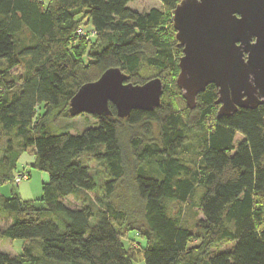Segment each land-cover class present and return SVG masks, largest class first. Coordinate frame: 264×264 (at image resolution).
I'll list each match as a JSON object with an SVG mask.
<instances>
[{
    "label": "trees",
    "instance_id": "trees-1",
    "mask_svg": "<svg viewBox=\"0 0 264 264\" xmlns=\"http://www.w3.org/2000/svg\"><path fill=\"white\" fill-rule=\"evenodd\" d=\"M133 1L0 0V186L29 180L27 153L48 175L38 200L0 195V243L26 241L0 264H134L129 232L143 264H264V107L217 119L212 85L193 110L177 106L172 20ZM159 1L171 15L182 0ZM109 69L134 86L159 79V107L120 119L109 104L72 135L71 99Z\"/></svg>",
    "mask_w": 264,
    "mask_h": 264
},
{
    "label": "water",
    "instance_id": "water-1",
    "mask_svg": "<svg viewBox=\"0 0 264 264\" xmlns=\"http://www.w3.org/2000/svg\"><path fill=\"white\" fill-rule=\"evenodd\" d=\"M172 27L182 51L175 83L189 110L210 85L217 91V119L264 107V0H182ZM162 93L159 79L134 86L119 69H109L77 91L69 113L110 117L111 104L123 119L158 108Z\"/></svg>",
    "mask_w": 264,
    "mask_h": 264
},
{
    "label": "rangeland",
    "instance_id": "rangeland-1",
    "mask_svg": "<svg viewBox=\"0 0 264 264\" xmlns=\"http://www.w3.org/2000/svg\"><path fill=\"white\" fill-rule=\"evenodd\" d=\"M127 7L130 10L138 13H146L152 9H156L161 11L165 17L169 16V19L172 20L173 14L170 15V13L165 10L163 4L159 0H135L133 2H130ZM172 79L173 78H169L166 82V92L169 96L174 97L176 105L180 107L182 105V102L184 101L178 98V95H176V92L172 86ZM95 123L96 121L93 119V117L87 115L77 116L69 121L63 122V124H70L72 126V135L81 134L86 128L94 126ZM241 139V136L237 135L236 140ZM31 159L33 160V156H31V154H24L18 164L19 171L27 170L29 172V180L18 184L16 187L10 184H3L2 186H0L1 196L9 198L11 189L14 188L15 192L22 200L35 201L40 198L41 185L48 181V175L31 168ZM87 165L92 173L102 172V167L94 162L88 161ZM65 203L71 208L78 207L77 203L74 202L72 198H68L67 200H65ZM198 218H201V216H199ZM9 222V219H2L1 227L7 225ZM24 244H26V241H2L0 243V251L10 256L20 255L22 254V248ZM123 244L126 249H129L130 246L132 247V249H134V264H143L141 250L145 247V242L136 237L134 233L129 232L127 233V240L124 241ZM230 247V245H221L218 249H215L214 252H221L229 249Z\"/></svg>",
    "mask_w": 264,
    "mask_h": 264
},
{
    "label": "built area",
    "instance_id": "built-area-1",
    "mask_svg": "<svg viewBox=\"0 0 264 264\" xmlns=\"http://www.w3.org/2000/svg\"><path fill=\"white\" fill-rule=\"evenodd\" d=\"M77 34H78L79 37L83 36V37H84L85 39H87V40L95 36L94 33H90L88 36H85V34H82L81 31H78ZM25 180H27V176H26V174H24V173L22 174V173H21V174H19V175L17 176L15 182H16L17 184H19L21 181H25Z\"/></svg>",
    "mask_w": 264,
    "mask_h": 264
},
{
    "label": "crops",
    "instance_id": "crops-1",
    "mask_svg": "<svg viewBox=\"0 0 264 264\" xmlns=\"http://www.w3.org/2000/svg\"><path fill=\"white\" fill-rule=\"evenodd\" d=\"M23 156H24V155H23ZM23 156H22V157H23ZM31 156H33V155L31 154ZM22 157H21V159H22ZM21 159H20V160H21ZM33 160H34V158H33ZM33 160L31 159V164H30V165H32Z\"/></svg>",
    "mask_w": 264,
    "mask_h": 264
}]
</instances>
